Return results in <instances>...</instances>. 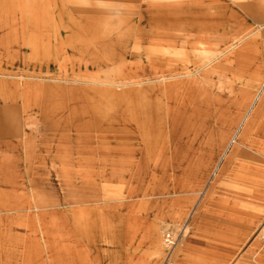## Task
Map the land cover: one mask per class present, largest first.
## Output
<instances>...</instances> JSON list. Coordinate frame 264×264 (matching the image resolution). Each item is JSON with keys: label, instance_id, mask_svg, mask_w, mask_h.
Returning a JSON list of instances; mask_svg holds the SVG:
<instances>
[{"label": "rangeland", "instance_id": "374dc122", "mask_svg": "<svg viewBox=\"0 0 264 264\" xmlns=\"http://www.w3.org/2000/svg\"><path fill=\"white\" fill-rule=\"evenodd\" d=\"M263 21L264 0H0V264H264L238 192L263 158L227 163L260 121L197 162L264 81Z\"/></svg>", "mask_w": 264, "mask_h": 264}, {"label": "crops", "instance_id": "0c3cea01", "mask_svg": "<svg viewBox=\"0 0 264 264\" xmlns=\"http://www.w3.org/2000/svg\"><path fill=\"white\" fill-rule=\"evenodd\" d=\"M99 1H104V0H99ZM148 15V14H147ZM149 15H153V16H158L160 15V13H156L155 11H151L149 13ZM232 13H229L230 17L232 16ZM144 16H146L145 14H140V20H143ZM228 17V14L226 15ZM224 16V17H226ZM262 25H264V21L262 23ZM258 29V28H257ZM246 32V31H244ZM250 32V31H249ZM247 32V33H249ZM247 33H243V31L241 32H236L235 35V39L236 40H241L243 38L246 37ZM252 33V32H251ZM251 33H249L248 35H250ZM246 34V35H245ZM244 36V37H242ZM232 47V45L228 46L227 49H230ZM192 74H185V75H181V76H191ZM264 87V81H260V83L257 84V86H255V88H257V92L255 97L252 100V94H253V89H248V90H241L240 96L237 100V103H234L232 105L228 106V110H223L227 111V113L224 112L223 115V122L227 121V127L222 128L219 122H213L212 124H208V125H202L201 131L204 133V136L206 138V142H207V146L210 147V150L213 151L212 153V158L206 157L204 158L203 156H200L197 159L198 164L201 165H207L208 166V170L210 171L211 167H212V163L215 160V156H216V152H218L217 149H223L226 144V148L225 151L223 152V155L225 153H227V151H229L228 147V138L232 132V130L234 129V125L238 124L234 135L232 138L234 137H238L239 133H238V127L240 125V123H242L243 121H245L246 126H245V130H244V135L245 138L247 137H251V135L253 133L252 130V126H253V122H259L261 124V130L260 132H257L261 135L262 138H264V92H262L260 94V92L262 91ZM264 91V89H263ZM260 94V96H259ZM251 100V103H250ZM258 102V103H257ZM250 104V106L248 107V109L246 110L247 106ZM257 104V105H256ZM244 110L246 111L245 114ZM226 115V116H225ZM249 122V124H248ZM256 124V123H255ZM250 128H249V126ZM258 135V134H256ZM232 140V139H231ZM230 140V142H231ZM249 142V140H248ZM264 142V140H263ZM5 156L1 157V158H6L8 159L3 161H0V168H12V164L14 163L11 157V153L12 150L10 148V146H5ZM241 147H246V148H251L254 151L258 152L261 154V157L263 158L262 160L259 161V167H256V169H253L255 171H253L252 169H246L243 171L242 173V179H241V183H242V187L240 186V188L238 189V192L240 194V196L245 197L246 199H244V203H242L241 206H243L245 209H248L249 211L252 209H263L264 208V144H262L260 146V150H258L257 147L253 146L251 143L248 144L247 141L244 145H234L232 148V152L233 155L229 157L228 162L230 161H234V159L237 157V153L239 151V148ZM229 148V149H228ZM0 152H3L0 150ZM222 155V157H223ZM245 159H250L251 155L248 154L247 152L245 153V155L243 156ZM0 158V159H1ZM263 169H262V167ZM258 170V171H256ZM214 173V172H213ZM257 217L254 216L252 218L249 219H245L243 220V222L251 224L253 223V221L256 219ZM259 232V231H258ZM257 232V234H258ZM156 237V243L151 246V248L156 250V255L160 256V254H162V250H160L159 248V239L157 237V234H155ZM118 256L120 257V250L118 251ZM151 255H149L150 257ZM151 258H149L148 260V264L151 263ZM156 261V260H155ZM154 262V261H153ZM158 262V260H157ZM156 264V263H155Z\"/></svg>", "mask_w": 264, "mask_h": 264}, {"label": "built area", "instance_id": "2783aa9c", "mask_svg": "<svg viewBox=\"0 0 264 264\" xmlns=\"http://www.w3.org/2000/svg\"><path fill=\"white\" fill-rule=\"evenodd\" d=\"M166 241H167V243H170L171 246H175L177 244V242L179 241V236L175 235L173 232L169 231L166 234ZM169 259H170V257L168 258V260L166 261L165 264H169Z\"/></svg>", "mask_w": 264, "mask_h": 264}, {"label": "bare ground", "instance_id": "6f19581e", "mask_svg": "<svg viewBox=\"0 0 264 264\" xmlns=\"http://www.w3.org/2000/svg\"><path fill=\"white\" fill-rule=\"evenodd\" d=\"M260 232H261V234H263V235H264V228H263V227H261V230H260Z\"/></svg>", "mask_w": 264, "mask_h": 264}]
</instances>
